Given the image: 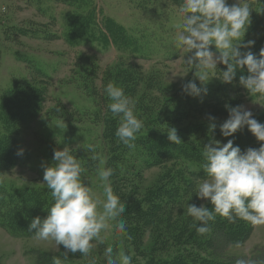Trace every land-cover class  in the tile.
<instances>
[{"label":"rangeland","instance_id":"1","mask_svg":"<svg viewBox=\"0 0 264 264\" xmlns=\"http://www.w3.org/2000/svg\"><path fill=\"white\" fill-rule=\"evenodd\" d=\"M37 1L0 0V138L12 134L10 150L15 158L13 165L0 166V182L17 191L47 189L41 165H50L54 149L62 150L67 145L84 166L82 179L102 195L98 169L106 167L107 147L102 137L104 126L96 119L98 103L91 89L100 91L104 75L113 77L117 72L132 70L161 79V87L168 90V95H181L182 84L194 79V71L189 69L186 74L183 57L188 54L173 46L176 26L182 23L178 12L180 0ZM232 2L229 0V4ZM262 34L259 32V36ZM121 35L132 39L133 44L123 43ZM253 39L256 37H244V42ZM212 50L215 51L214 47ZM218 69L225 70L226 66L218 65ZM92 73L93 78L89 79ZM123 81L120 76L119 80L110 82L121 87ZM16 86L28 93L38 88L42 93H38L42 109L25 122H18L19 128L8 131L1 115L6 114L4 103ZM211 86H221L219 96L228 94L225 98L234 99V104L227 103L231 106L244 105L253 115L264 111V97L250 96L239 85L238 78L223 83L213 77L206 84ZM152 94L159 95L156 90ZM204 119L193 116V121ZM200 141L210 142L203 137ZM89 145L95 147V153L89 151ZM21 149L23 154L18 155ZM93 155L97 158L92 159ZM98 157L99 167L91 168L89 161L96 162ZM127 163L131 171L140 172L137 188L141 196L156 188L159 177L173 168L171 163L151 169H145L142 160ZM191 195L197 206L205 203L193 190ZM183 210L184 206L172 210L174 218L178 219ZM240 221L250 227L246 241L237 248L222 230L215 246L212 244L211 249L204 250L208 258L219 264H227L224 260L235 264L238 258L264 260V225ZM104 235L105 243L93 251L92 257L76 253L64 260L62 245L57 248L54 242L39 241L33 234L16 235L0 223V264H53L54 258H60L62 264H90L93 258L95 264H105L103 250L108 246L131 255L132 264H148L144 259L148 257H140L141 251L129 246L124 235H117L114 230ZM141 244L148 256L149 253L155 256V262L169 261L180 248L170 246L166 252H151L156 239L150 231Z\"/></svg>","mask_w":264,"mask_h":264},{"label":"clouds","instance_id":"2","mask_svg":"<svg viewBox=\"0 0 264 264\" xmlns=\"http://www.w3.org/2000/svg\"><path fill=\"white\" fill-rule=\"evenodd\" d=\"M251 11L249 0H233L231 4L229 0H180L178 12L182 23L176 26L178 32L173 46L188 54L183 57L186 74L194 71V79L181 86L184 94L206 96V84L211 78L232 83L237 70L246 67L248 75L239 77V85L252 97H264V48L260 49L258 58L250 50L255 41L244 42ZM221 64L226 66L225 70L218 69ZM104 91L111 101L109 110L119 117L115 131L118 142L129 150L135 149L137 134L144 122L134 114V101L113 82H108ZM225 108L228 117L220 125L223 137H233L247 127L262 143L258 148L249 147L244 151L234 146L233 139L226 143L212 139L203 146L201 170L204 176L195 184L193 193L205 203L186 206L191 226L202 236L210 232V222L218 216L229 222L243 220L251 225H264V123L255 119L244 105L226 104ZM209 120L216 118L209 116ZM215 127V123L210 124V129L215 130ZM165 131L170 142L181 143L175 127ZM89 151L95 153L96 149L89 145ZM22 154L21 149L18 155ZM41 166L43 183L51 192L52 204L45 218L34 217L29 224L28 232L33 233L35 239L52 241L57 248L62 245L63 259L67 260L69 254L76 253L92 257L93 251L105 243L104 234L110 230L127 236L123 219L126 203L114 194L113 168L98 169L103 185V193L98 195L82 179L84 166L67 145L62 150L54 149L52 163ZM234 246L240 247L239 242ZM103 257L105 264H132L133 259L125 252L114 251L112 246L104 248ZM53 264H62V260L54 258ZM90 264H95L94 258ZM235 264H264V260L238 258Z\"/></svg>","mask_w":264,"mask_h":264},{"label":"trees","instance_id":"3","mask_svg":"<svg viewBox=\"0 0 264 264\" xmlns=\"http://www.w3.org/2000/svg\"><path fill=\"white\" fill-rule=\"evenodd\" d=\"M249 3L252 8V22L246 31L245 39L256 37L253 39L255 43L250 50L259 58L260 49L264 48V34L259 36V32H264V0H249ZM121 38L123 43L133 44L134 42L126 35H121ZM241 75H248L246 67L242 71L237 70L238 80ZM120 76L124 80L121 87L135 103L134 114L144 121L143 130L137 134L136 147L132 150L120 144L115 136L119 117L109 110L108 105L111 101L104 91L108 82L112 79L119 80ZM88 78L92 79L93 73ZM103 78L104 82L100 91L93 87L91 92L98 103L96 119L104 126L102 137L107 147L106 167L114 169L111 185L114 194L120 196L126 203L123 219L127 224L125 238L128 245L136 251H141L140 257H148L144 258L148 264H219L208 258L204 250L211 249L212 244L215 246L217 238L222 234L221 231L223 230L228 241L234 244L246 241L251 231L250 227L245 226L246 224L240 220L233 223L219 216L214 222H210L211 230L206 235L197 234L191 226L192 219L186 214V206L196 201L194 195L190 196V193L197 181L204 176L201 170L203 162L201 152L205 143L200 141V137L205 138L206 141L221 139L222 143L233 139L234 146H239L242 151L249 147L258 148L262 142H258L247 127L235 133L233 137L225 138L221 135L220 125L228 117L225 105L229 102L231 105L234 104L232 103L234 99L225 98L229 97L228 94L223 98L219 96L222 93L221 86L207 87V95L202 97H193L184 93L179 96H170L168 90L161 87V79L153 75L148 76L145 73L127 70L122 73L117 72L113 77L104 75ZM14 90L4 103L6 108L3 111L6 114L1 115L8 131L14 130L15 127L19 128L18 122L30 118L31 114L39 113L42 109L40 96L38 99V93L41 91L38 88H35L34 92L31 91L32 93L23 91L21 86H16ZM152 90H156L159 95L154 96ZM199 115L206 119L201 122L193 121V116ZM209 116L215 117L216 120H209ZM254 118L264 123V111L254 115ZM212 123L216 125L215 130L210 129ZM169 127L177 129L181 143L174 144L168 140L165 130ZM11 135L0 138V166L3 167L13 165L15 161L10 150ZM137 160H142L145 169L169 163L173 165V168L159 177L156 188L141 196L137 188L140 172L131 171V166L127 163V161L135 163ZM89 163L91 168H98L100 157L96 162L91 160ZM51 204L52 197L49 189L17 191L15 187L8 188L0 182V223L14 230L16 235L33 234L28 232L29 224L25 222L31 223V220L37 216L41 219L45 218L47 208ZM183 206L185 210L178 219L174 218L172 210ZM148 231L156 239V245L151 252L161 253L168 251L170 246L180 247L169 261L155 262L154 255L146 254L142 248L141 239ZM224 262L233 263L231 260L229 262L224 260Z\"/></svg>","mask_w":264,"mask_h":264}]
</instances>
